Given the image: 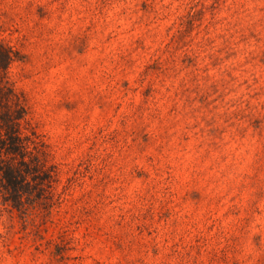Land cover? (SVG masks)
Instances as JSON below:
<instances>
[{
	"label": "clouds",
	"instance_id": "1",
	"mask_svg": "<svg viewBox=\"0 0 264 264\" xmlns=\"http://www.w3.org/2000/svg\"><path fill=\"white\" fill-rule=\"evenodd\" d=\"M0 264H264V0H0Z\"/></svg>",
	"mask_w": 264,
	"mask_h": 264
}]
</instances>
